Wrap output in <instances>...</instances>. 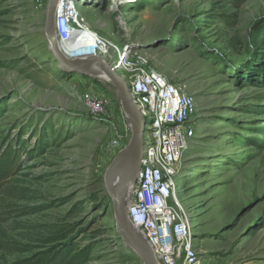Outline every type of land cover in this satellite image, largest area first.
Instances as JSON below:
<instances>
[{"label":"rangeland","instance_id":"obj_1","mask_svg":"<svg viewBox=\"0 0 264 264\" xmlns=\"http://www.w3.org/2000/svg\"><path fill=\"white\" fill-rule=\"evenodd\" d=\"M121 1L78 11L194 96L196 137L177 179L194 247L204 264H264V0H128L109 10ZM47 2L0 0V143L18 141L23 164L0 197V264L59 250L79 264H144L105 183L112 142L125 148L133 131L109 81L68 74L50 54ZM87 93L109 99L104 116L85 106Z\"/></svg>","mask_w":264,"mask_h":264},{"label":"built area","instance_id":"obj_2","mask_svg":"<svg viewBox=\"0 0 264 264\" xmlns=\"http://www.w3.org/2000/svg\"><path fill=\"white\" fill-rule=\"evenodd\" d=\"M86 1L57 0L56 39L60 50L71 60L101 57L115 68L146 121L144 160L127 205L129 220L149 245L157 264H204L193 245V227L178 202L177 186L197 132L194 96L186 84L173 83L152 67L146 54L129 45L121 48L95 33L78 11ZM127 1L118 6L111 4L109 10L124 8ZM36 4L39 9L40 1ZM83 102L94 116L108 112L109 99L102 95L87 93ZM132 131L127 120V135ZM111 149L118 153L122 150L119 137Z\"/></svg>","mask_w":264,"mask_h":264},{"label":"water","instance_id":"obj_3","mask_svg":"<svg viewBox=\"0 0 264 264\" xmlns=\"http://www.w3.org/2000/svg\"><path fill=\"white\" fill-rule=\"evenodd\" d=\"M57 0H48L46 9L45 38L50 54L57 64L68 74H89L90 69L98 68L117 90L121 100L122 110L132 126L131 141L114 158L106 171L105 183L108 193L113 199L114 211L120 234L128 247L133 250L144 264H157L155 257L147 244L141 238L128 217L124 193L138 180L144 160L146 121L141 115L129 86L104 58L88 57L86 59L71 60L60 50L55 32V13Z\"/></svg>","mask_w":264,"mask_h":264},{"label":"trees","instance_id":"obj_4","mask_svg":"<svg viewBox=\"0 0 264 264\" xmlns=\"http://www.w3.org/2000/svg\"><path fill=\"white\" fill-rule=\"evenodd\" d=\"M229 1L231 4L239 7L246 0ZM131 5L135 7L138 5V2ZM4 141L5 139H2L0 143V197L4 193L9 181L17 176L23 167L22 154L20 152L22 149L19 147L18 141L7 142L6 144L3 143ZM41 147L42 144L39 143L35 149L43 151ZM29 153L34 154L32 150ZM12 264H79V261L76 256H69L67 252L59 250L53 253L41 254L30 259L19 260Z\"/></svg>","mask_w":264,"mask_h":264},{"label":"bare ground","instance_id":"obj_5","mask_svg":"<svg viewBox=\"0 0 264 264\" xmlns=\"http://www.w3.org/2000/svg\"><path fill=\"white\" fill-rule=\"evenodd\" d=\"M113 4H114V3H113ZM114 5H116V4H114ZM55 14H56V13H55ZM125 29H126L127 33H129V32H128L129 30H128L127 28H125ZM59 66H60V65H59ZM89 74H90L92 77L96 78V79L107 81L105 75H104V74L102 73V71H101L100 69H98V68L90 69ZM131 194H132V187H129V188L125 191V193H124V201H125L126 205L129 204V200H130Z\"/></svg>","mask_w":264,"mask_h":264}]
</instances>
